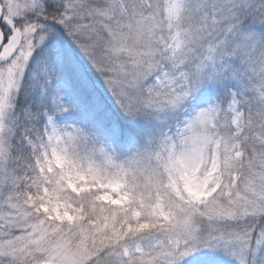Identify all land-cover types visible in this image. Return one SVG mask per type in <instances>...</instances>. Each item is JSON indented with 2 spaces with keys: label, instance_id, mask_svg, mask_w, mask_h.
<instances>
[{
  "label": "snow or ice",
  "instance_id": "obj_1",
  "mask_svg": "<svg viewBox=\"0 0 264 264\" xmlns=\"http://www.w3.org/2000/svg\"><path fill=\"white\" fill-rule=\"evenodd\" d=\"M0 264H264V0H0Z\"/></svg>",
  "mask_w": 264,
  "mask_h": 264
}]
</instances>
